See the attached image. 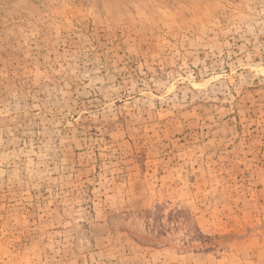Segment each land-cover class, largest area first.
Wrapping results in <instances>:
<instances>
[{"label":"rangeland","instance_id":"374dc122","mask_svg":"<svg viewBox=\"0 0 264 264\" xmlns=\"http://www.w3.org/2000/svg\"><path fill=\"white\" fill-rule=\"evenodd\" d=\"M0 264H264V0H0Z\"/></svg>","mask_w":264,"mask_h":264}]
</instances>
